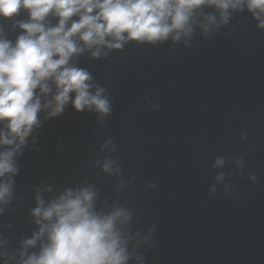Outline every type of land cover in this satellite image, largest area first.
<instances>
[{"label": "water", "instance_id": "obj_1", "mask_svg": "<svg viewBox=\"0 0 264 264\" xmlns=\"http://www.w3.org/2000/svg\"><path fill=\"white\" fill-rule=\"evenodd\" d=\"M228 12L225 23L205 6L178 40H127L100 56L74 37L83 51L70 64L91 74L93 93L105 90L111 111L78 112L70 100L50 116L49 81L18 172L3 178L12 195L0 202V264H24L47 244L45 233L25 246L47 223L33 215L37 197L46 207L83 188L98 213L129 215L118 224L126 264H264V28L246 6ZM28 19L24 9L0 18V39L15 44Z\"/></svg>", "mask_w": 264, "mask_h": 264}, {"label": "clouds", "instance_id": "obj_2", "mask_svg": "<svg viewBox=\"0 0 264 264\" xmlns=\"http://www.w3.org/2000/svg\"><path fill=\"white\" fill-rule=\"evenodd\" d=\"M205 6L219 9L225 23L230 8L246 6L264 28V0H0V18H14L21 9L29 17L17 22L23 33L15 44L0 39V122H6L8 129L0 131V148L5 149L0 151V202L6 203L12 195V181L3 178L18 172L14 157L38 126L40 95L52 91L49 81L55 85V94L43 107L51 108L50 116L61 114L70 100L78 112L91 109L107 115L111 111L105 90L96 88L93 93L91 74L70 64L73 55L83 51L74 37L85 47L97 46L93 56L101 55L99 46L120 49L127 40L154 43L171 33L178 40L181 34L191 33L190 22ZM50 13L58 17V23L47 27L44 21ZM73 16L79 18L69 25ZM207 19L215 22L211 16ZM112 163L106 161L104 170ZM94 198L91 188L68 190L46 207L37 197L33 215L47 223L25 246H35L45 233L48 242L24 264H126L130 253L118 224L129 215L124 209L98 213Z\"/></svg>", "mask_w": 264, "mask_h": 264}]
</instances>
